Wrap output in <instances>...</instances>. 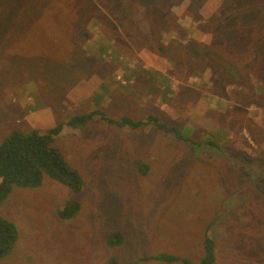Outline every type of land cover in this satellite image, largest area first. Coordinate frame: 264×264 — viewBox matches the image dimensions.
Segmentation results:
<instances>
[{
    "label": "rangeland",
    "instance_id": "rangeland-1",
    "mask_svg": "<svg viewBox=\"0 0 264 264\" xmlns=\"http://www.w3.org/2000/svg\"><path fill=\"white\" fill-rule=\"evenodd\" d=\"M250 1L235 0L239 10L226 12L228 0H0V143L15 130L47 127L28 110L50 104L57 124L81 109L76 101L92 105L84 93L94 88L96 101L113 85L130 96L112 108L107 101L108 118L144 120L153 111L195 141L101 116L78 129L65 125L54 145L81 175L82 190L48 174L38 186L14 185L0 214L18 239L0 264L199 262L207 232L213 264H264V73L259 59L249 70L250 57H232L233 65L215 47L221 39L231 47L232 36L264 37ZM72 200L79 211L62 219ZM113 230L123 233L121 244H108ZM161 253L179 260L156 259Z\"/></svg>",
    "mask_w": 264,
    "mask_h": 264
},
{
    "label": "trees",
    "instance_id": "trees-1",
    "mask_svg": "<svg viewBox=\"0 0 264 264\" xmlns=\"http://www.w3.org/2000/svg\"><path fill=\"white\" fill-rule=\"evenodd\" d=\"M228 2L231 1L228 0ZM238 2L236 3L235 0H233V2L225 5L224 7L221 5L220 8L225 10L226 12L227 10H232L234 12H237L239 10ZM249 3L255 6L256 8V18H258V14H259L261 18H258V20H264V0H251ZM31 6L32 9L36 7V5L34 4H31ZM31 6L26 8L27 11L30 10ZM93 19L96 20V18ZM0 25H2L1 22ZM227 25L232 32L234 33L236 32V24L234 22H230ZM40 27H41L40 30L46 31L44 25H41ZM214 27L215 26H213V28ZM63 32H65V30H63ZM89 35L90 34L88 31L84 32L85 37ZM228 38L232 42V43L228 42L229 44H232L231 47H228L226 45V41L222 39L217 40L215 44V47L218 48V50L220 51V53L224 58L228 59L231 64L236 65L232 63V61L230 60L232 59V57L235 58V60H233L235 63L238 62L237 60L240 57H244V56L250 57L249 58L250 60L246 64L249 70H253V71H256L255 58H257L260 60L258 69H260L264 73V58L261 59V57L257 55L259 53H262L264 55L263 53L264 49L262 52L257 50L264 48V37H261L260 40L257 41H249L248 37H243V36L240 38H238L237 36H232ZM233 47H237L238 52H236L237 49H234ZM162 49L163 47H161V50ZM203 60L205 62V66H208L207 64L208 61H206L205 59ZM169 61L172 62L176 60H172L171 58ZM217 68L221 70V73H223L225 77H226L225 73L229 72L230 70L235 71L231 67H228L227 69L226 68L222 69L221 67L217 66ZM182 75H184L183 72ZM180 78L184 79V77L181 76ZM84 95L88 96V93H84ZM129 96L130 95H127L126 99L123 98L122 100L123 104L127 103ZM182 98L183 96L178 93L177 101L175 105L176 107L179 104V100ZM97 99H99L102 102L106 101V97L100 96L97 97ZM152 112L149 113L147 115V118L144 120L142 119L137 120L127 115L113 119V118H108L105 115L106 111L103 110L101 107H94L92 108V110L83 112L82 114L80 113L74 114L71 117L64 120L63 122L60 123L58 122L57 124L53 125L52 127L46 130H43L41 128H32L28 132L20 131V130H15L11 132L0 143V205L2 201L10 194L14 185L21 187L38 186L41 184L43 176L45 174H48L53 179H57L65 184L70 185L73 188V190L76 192H80L82 190L83 181L81 175L74 167L68 164V162L65 159V156L54 145L55 142L58 140V137L61 134V131L63 130L65 125L68 126L72 125V127L77 128L85 124L89 119L95 116H101L102 118L114 122L121 127L137 128V127H141L142 125H154V127L159 130L174 134L180 141L195 142L192 138L186 136L183 133L182 128L180 126L176 125L173 122H170V120L167 119L162 120L157 114L155 113L153 114ZM235 144L238 146L240 145V143L237 141H235L234 145ZM234 145H230V147H233ZM253 152H254V148L249 149V151L248 150L244 151L243 148L242 150H240V148H238V153L240 155H243L244 157L246 156V158L249 160H254L252 157H257L252 155L258 154V151H255V153ZM80 206L81 204L77 200L69 201L59 211V216L62 219L70 218L79 211ZM17 239H18V230L15 224L10 219L0 214V258L7 256L12 251ZM123 240H124V236L120 230H113L109 233V240H108L109 245L121 244ZM155 258L156 259L162 258L169 261L179 260L177 255H171L165 253H161L157 255L155 256ZM182 260H183L182 264H213L215 262L214 240L208 234V232L206 233V237L204 241L203 258L199 262H193L186 258H183Z\"/></svg>",
    "mask_w": 264,
    "mask_h": 264
},
{
    "label": "crops",
    "instance_id": "crops-1",
    "mask_svg": "<svg viewBox=\"0 0 264 264\" xmlns=\"http://www.w3.org/2000/svg\"><path fill=\"white\" fill-rule=\"evenodd\" d=\"M119 87H120V85H117V86L113 85L111 87H108V90H109L108 93L105 96H102V97H106V101H104V102L100 101L99 99H97L96 101L92 100V96H93V94L95 92V89L92 88L93 89L92 92L90 94L88 93L89 95L87 97L88 101L91 102L92 105L90 107H83V106H81V101H76L75 100L76 104L78 106H80V108H81V109H78L76 114L77 113L87 112L89 110H92V108H94V107H101L103 109V107L106 105L107 101H108V103L106 105V108H112L113 106L120 105L122 103V100H123V96L121 94H123L124 92ZM30 94H32V93L27 91V90H25V95H28L31 98ZM110 96H112V97L109 98ZM29 97H28V100H26L28 103H29ZM118 100H120L119 103H117ZM49 105L50 104H48V106L46 108H44L43 110H37V111L36 110H34V111L28 110L27 111V114H28L27 116H29L30 118L34 119V117L36 116L35 113L38 112L39 114L44 116V119H40V120H41V123L44 122V124L47 125V127L45 129H48V128H50V127H52L53 125L56 124V122H55L56 115L54 113V108L50 107ZM64 106H66V105H64ZM40 128L42 129V127H40ZM45 129H43V130H45ZM73 129H78V128L74 127ZM66 131H67V128L64 127L58 138H60Z\"/></svg>",
    "mask_w": 264,
    "mask_h": 264
},
{
    "label": "flooded vegetation",
    "instance_id": "flooded-vegetation-1",
    "mask_svg": "<svg viewBox=\"0 0 264 264\" xmlns=\"http://www.w3.org/2000/svg\"><path fill=\"white\" fill-rule=\"evenodd\" d=\"M225 74H226V77H228V78L230 77V78L234 79V81L238 78V74L236 73V70L235 71L230 70L229 72H227Z\"/></svg>",
    "mask_w": 264,
    "mask_h": 264
}]
</instances>
